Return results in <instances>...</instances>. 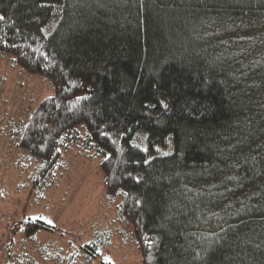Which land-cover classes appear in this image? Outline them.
<instances>
[{"label": "trees", "instance_id": "16d2710c", "mask_svg": "<svg viewBox=\"0 0 264 264\" xmlns=\"http://www.w3.org/2000/svg\"><path fill=\"white\" fill-rule=\"evenodd\" d=\"M0 17V60L54 87L0 117L35 197L97 159L140 264H264V0H0ZM5 227L0 264L103 252L42 240L57 228L42 217Z\"/></svg>", "mask_w": 264, "mask_h": 264}, {"label": "rangeland", "instance_id": "374dc122", "mask_svg": "<svg viewBox=\"0 0 264 264\" xmlns=\"http://www.w3.org/2000/svg\"><path fill=\"white\" fill-rule=\"evenodd\" d=\"M53 92V84L44 75L21 70L12 64L10 56L0 60V117H25L27 111ZM8 148L0 146V169H6L2 177L9 181V193L0 200V232L9 233L5 227L8 220L42 217L57 225L51 234L40 236L42 240H59L66 248L71 237L77 242L94 237L103 249L95 264H140L136 243L124 240L120 232L124 221L116 218L115 206L107 202L104 174L97 159H74L58 185L35 197L37 193L30 188L26 175L19 176L13 157L6 153ZM109 225L113 230L110 236ZM118 226L122 227L116 232L114 227ZM106 236L110 242L105 241ZM26 264L46 261L38 255L36 262Z\"/></svg>", "mask_w": 264, "mask_h": 264}, {"label": "snow or ice", "instance_id": "6c2138e0", "mask_svg": "<svg viewBox=\"0 0 264 264\" xmlns=\"http://www.w3.org/2000/svg\"><path fill=\"white\" fill-rule=\"evenodd\" d=\"M0 18H2V17H0Z\"/></svg>", "mask_w": 264, "mask_h": 264}]
</instances>
